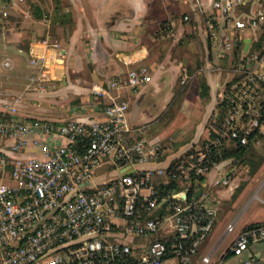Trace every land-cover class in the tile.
Here are the masks:
<instances>
[{"label":"built area","instance_id":"built-area-1","mask_svg":"<svg viewBox=\"0 0 264 264\" xmlns=\"http://www.w3.org/2000/svg\"><path fill=\"white\" fill-rule=\"evenodd\" d=\"M244 2L212 3L219 16L209 17L208 30L217 58L236 50L242 30L264 26L261 4L250 14H236ZM170 30L164 24L161 33ZM43 42L56 46L47 39ZM57 60L62 62V57ZM36 62L48 67L43 56L32 59ZM9 66L7 59L0 60V69ZM234 69L239 77L220 95L213 133L200 147L154 168L139 166L162 156L161 147L149 143L141 127L130 124L128 101L108 91L143 86L150 81L147 66L129 69L121 80H109L108 88L93 84L92 91L109 102L103 117L90 123L22 117L20 96L5 100L0 138L10 143L0 149V170H9V181L0 184V264H168V259L171 264H192L218 220L209 192L194 198L198 184L217 164L221 148L259 141L264 52L240 56ZM41 136L62 137L67 143L53 144ZM29 148L37 154L9 156ZM102 166L115 173L96 182L94 173ZM220 182L228 184L229 179L223 176L216 180ZM181 192L184 198L177 197ZM232 228L233 224L227 226L228 231ZM261 241L264 224L244 229L231 250L241 255ZM202 261L209 263V256ZM240 264H264V259L250 257Z\"/></svg>","mask_w":264,"mask_h":264},{"label":"crops","instance_id":"crops-1","mask_svg":"<svg viewBox=\"0 0 264 264\" xmlns=\"http://www.w3.org/2000/svg\"><path fill=\"white\" fill-rule=\"evenodd\" d=\"M213 1L0 0V60L10 62L9 67L0 69V113L5 100L19 95L18 113L22 117L90 123L103 117V108L109 102L107 96L96 95L92 85L108 88L109 80H121L129 69L144 65L149 69V82L138 88L108 91L110 96L128 101L130 124L141 127L148 142L162 149V156L139 167L167 165L191 148L200 147L213 133L218 126L220 95L236 78L229 75L234 69L233 52L217 58L210 45L209 17L219 16ZM263 2L245 0L242 13L250 14ZM164 24L171 29L167 34L161 33ZM260 31L240 32V56L253 52ZM247 38L250 43L245 50ZM45 39L56 44L55 48L46 45ZM40 56L45 58L47 68L32 63ZM57 57H62V62ZM200 76L209 86L203 97ZM173 103V118L162 120ZM41 137L53 144L67 143L62 137ZM9 143L0 138V149ZM34 154L35 150L29 148L9 156ZM237 162L235 158L217 162L196 188L211 194L218 220L193 255L192 264H240L250 257L264 259V241L250 244L241 255L231 250L239 233L264 222V163L252 173L250 170L247 189L233 198L228 188L238 179ZM110 169H96L93 180L111 177ZM223 176L229 183L217 184ZM8 181L9 170H0V184ZM227 199L230 205L224 206ZM257 211L261 214L255 217ZM229 224H233L230 231ZM204 256H209V263L202 261ZM171 262L168 259V264Z\"/></svg>","mask_w":264,"mask_h":264},{"label":"rangeland","instance_id":"rangeland-1","mask_svg":"<svg viewBox=\"0 0 264 264\" xmlns=\"http://www.w3.org/2000/svg\"><path fill=\"white\" fill-rule=\"evenodd\" d=\"M242 7L243 5H238L236 7V14L237 15H241L242 13ZM235 62L233 63L234 66ZM234 68V67H233ZM229 75L232 76L233 78L236 76L239 77L238 72L236 70H230ZM188 125V124H187ZM170 125H168L169 128ZM260 134L259 135V141L255 144H249L250 146L247 147V151L246 154L249 157L248 159V163H241V162H237V175H238V179L237 177L234 180V183L232 185L229 186V190L231 191V197L236 198L237 196L240 195V193L242 191H245L248 187V177H249V173L250 170L257 166L260 165L261 163H264V121L261 124L260 127ZM144 136L147 137L144 133ZM111 173H115L112 169H110ZM247 183V184H246ZM251 193V192H250ZM234 195V196H233ZM255 201H257V199L255 198ZM230 200L227 199V201L224 202V206H228L230 205ZM261 214V212L257 211V213H255V217L259 216ZM264 218V216L262 217Z\"/></svg>","mask_w":264,"mask_h":264},{"label":"trees","instance_id":"trees-1","mask_svg":"<svg viewBox=\"0 0 264 264\" xmlns=\"http://www.w3.org/2000/svg\"><path fill=\"white\" fill-rule=\"evenodd\" d=\"M262 9L264 11V2L262 4ZM251 50L254 52H258L259 55L263 54V52H264V26L261 28V31L258 35V38L253 42ZM241 52H242V42L240 44H238L236 50L233 52V61L235 63L239 60ZM234 67H235V64H234ZM235 80L236 79H234L233 82ZM199 87H200V95L202 97L206 96L208 94L209 86L206 83L205 78L202 76L199 77ZM179 100H180V97L178 99H176L175 101L178 102ZM174 107H175V103H173L168 108V110L164 113V115L161 117V119L162 120H168V121L171 120L173 118V115H174ZM261 119H262V121H264V112L261 116ZM230 144H232L231 148L227 147V146L221 148V156L220 157L216 156L215 161L220 162L221 160H225L228 158H235L238 162L247 164L249 162L248 161L249 157L247 156L246 151H247V147H249L250 145L243 147V146L236 145L233 142ZM257 166H259V165H257ZM257 166H255L251 169V173L255 170V168ZM259 224H264V222L259 223Z\"/></svg>","mask_w":264,"mask_h":264},{"label":"water","instance_id":"water-1","mask_svg":"<svg viewBox=\"0 0 264 264\" xmlns=\"http://www.w3.org/2000/svg\"><path fill=\"white\" fill-rule=\"evenodd\" d=\"M249 43H250V39H245L244 40V49L246 50L247 48H248V46H249ZM122 172H124V169L122 170ZM128 172H131V170L130 171H128ZM201 193V190L200 189H198V190H196V192H195V194H194V198L196 199L198 196H199V194ZM185 192H181V193H179L178 195H177V197H180V198H184L185 197Z\"/></svg>","mask_w":264,"mask_h":264}]
</instances>
